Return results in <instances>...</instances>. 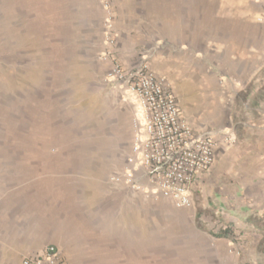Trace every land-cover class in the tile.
<instances>
[{"label": "crops", "instance_id": "0c3cea01", "mask_svg": "<svg viewBox=\"0 0 264 264\" xmlns=\"http://www.w3.org/2000/svg\"><path fill=\"white\" fill-rule=\"evenodd\" d=\"M103 1L0 0V264L51 245L56 264H264V0ZM57 13L59 26L48 19L44 31L40 17ZM141 59L191 127L216 132L191 205L141 172L139 188L119 176L137 110L126 85L103 75ZM248 109L243 167L234 182L213 183L229 151L220 139Z\"/></svg>", "mask_w": 264, "mask_h": 264}, {"label": "built area", "instance_id": "2783aa9c", "mask_svg": "<svg viewBox=\"0 0 264 264\" xmlns=\"http://www.w3.org/2000/svg\"><path fill=\"white\" fill-rule=\"evenodd\" d=\"M107 79L126 85L128 100L137 110L135 141L123 177L140 187L136 179L141 172L162 196L174 199L178 205H191V183L215 161L216 132H200L191 127L168 85L145 61L130 69L115 63ZM226 137L236 142L234 136ZM57 261V249L51 245L43 255L26 258L23 264Z\"/></svg>", "mask_w": 264, "mask_h": 264}, {"label": "rangeland", "instance_id": "374dc122", "mask_svg": "<svg viewBox=\"0 0 264 264\" xmlns=\"http://www.w3.org/2000/svg\"><path fill=\"white\" fill-rule=\"evenodd\" d=\"M104 2L106 3L105 0L103 1V3ZM263 6H264V3H263ZM61 16L62 15L60 13H57L54 15H50L49 17H46V16L43 18L40 17L41 20L38 23L40 26L43 27V30L45 31V29H46L45 26L48 23V21H47L48 19H51V21H49V23H48L51 25L50 26L51 28L55 27L56 24L58 27L59 26V22H58L59 20L58 19H61ZM107 19H109V21H111L112 17L108 16ZM257 23H259L261 25L259 27V30H258L259 34H258L257 41H256L257 46H258V51H259L257 59H264V11L257 15ZM108 25H109V23H108ZM58 35H59V30L55 29V33H53V36H54L53 38L57 37ZM58 43H60L59 40L55 41L54 48L51 50V52H53V56H57L59 54V51L57 49ZM1 55L3 56V58L1 57V59H9V57H10L9 52L7 54H6V52H5V54L2 53ZM142 61H145L147 63L146 59H141L140 62H142ZM113 63L115 65L116 62H113ZM112 68H110V69L108 68V70L105 71V73L103 75L105 81H110L109 79H107V77H108V74ZM262 71L264 72V67H263ZM2 78H3V80H2L3 83L9 82V78L5 74L3 75ZM259 99L264 100L263 97H261V96H259ZM250 115L252 117H254L256 115L255 109H251V110L248 109L246 111L243 110V111L239 112V116L237 118H235L233 127L231 129L226 130L227 132H229V134H228L229 136H232V137L234 136L236 138V142L229 141L228 138L226 137L228 135H225L223 139H220V141L224 143L225 148H228L229 151L227 152V154L220 155L217 157L214 166H215V169L219 170V173H217L214 176L213 183L234 182L233 180H235L234 179L235 174L238 172V170L241 167H243V162H245L246 156H242L241 151H245L246 149L248 150L251 146V144L249 143V140H247L248 139L247 135L249 134L248 133L249 131L247 132V129L244 127L243 122L250 120V118H249ZM19 116H20V118H24V113L22 112L21 114H19ZM38 132H39V136H41L43 134L41 129H39ZM16 134H18V133H16ZM25 134L26 133H23V135H21V136L18 134L15 136V138H17L20 141H24V139L26 137ZM243 139H246V140L242 143ZM240 146H241V148H240ZM35 148H37L36 143H35ZM128 159H129V157L127 158V164L120 171V174H119L120 178H122L123 180H125V178L123 177V173H124L125 169L128 167ZM136 180L139 183V186L141 187L140 180L139 179H136ZM129 185H131V184L129 183ZM131 186L134 187L133 185H131ZM136 188H139V187H136Z\"/></svg>", "mask_w": 264, "mask_h": 264}, {"label": "trees", "instance_id": "16d2710c", "mask_svg": "<svg viewBox=\"0 0 264 264\" xmlns=\"http://www.w3.org/2000/svg\"><path fill=\"white\" fill-rule=\"evenodd\" d=\"M221 236H226V233L224 232V233H221Z\"/></svg>", "mask_w": 264, "mask_h": 264}]
</instances>
